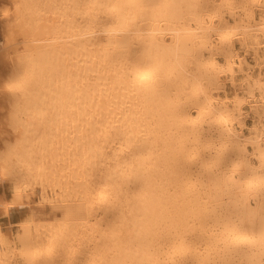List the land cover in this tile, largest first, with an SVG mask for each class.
Returning <instances> with one entry per match:
<instances>
[{
    "label": "bare ground",
    "instance_id": "bare-ground-1",
    "mask_svg": "<svg viewBox=\"0 0 264 264\" xmlns=\"http://www.w3.org/2000/svg\"><path fill=\"white\" fill-rule=\"evenodd\" d=\"M0 5V264H264V0Z\"/></svg>",
    "mask_w": 264,
    "mask_h": 264
},
{
    "label": "rangeland",
    "instance_id": "rangeland-1",
    "mask_svg": "<svg viewBox=\"0 0 264 264\" xmlns=\"http://www.w3.org/2000/svg\"><path fill=\"white\" fill-rule=\"evenodd\" d=\"M0 12H2V6L1 5H0ZM0 17H1V13H0ZM1 18H0V54H1L0 55V88H3L4 82H5V77L7 76L6 71H7V56H8V54L6 52H8L9 48L6 47L5 45H3V46L1 45V42L3 39L1 31L3 30V27L5 25L4 20H2ZM5 61H6V63H5ZM1 91L2 90L0 89V92ZM227 93L231 97L233 94V90L231 88L230 89L227 88ZM1 95L2 94L0 93V99H1ZM1 101H2V99L0 100V103H1ZM1 105L2 104H0V107H1ZM246 124L249 127H251L253 125L252 121H250V120H248ZM30 192L31 191H27L26 193L29 194ZM34 194L33 195L30 194L29 198L28 197L25 198L24 207L17 208L15 210L11 209L9 211L10 214H8V216L4 217L0 212V225L2 226L1 228L3 229V231L8 233L10 240H14L15 237L17 236V234L19 233V227H18L17 223L21 220L29 218L30 216H32V218L34 220H37V221L38 220H53L58 216H63L64 210L68 209L67 210L68 212H73L75 210L77 212H79L80 210H82L81 209L82 206L80 204H75V205H72V206H69V207H66L63 209H61L60 207H57V206L46 208L42 205L37 204L39 192H37L38 195L36 193H34ZM11 197H12V194H11V188H10L9 183L6 181L3 183L0 182V198H3L6 202H9ZM28 204H29V206H28ZM10 232H12V233H10ZM11 235H12L13 239H11Z\"/></svg>",
    "mask_w": 264,
    "mask_h": 264
}]
</instances>
